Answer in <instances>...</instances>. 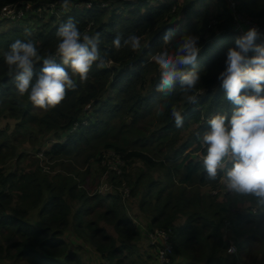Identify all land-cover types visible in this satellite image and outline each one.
<instances>
[{"label": "trees", "instance_id": "16d2710c", "mask_svg": "<svg viewBox=\"0 0 264 264\" xmlns=\"http://www.w3.org/2000/svg\"><path fill=\"white\" fill-rule=\"evenodd\" d=\"M18 1L0 0V9ZM23 1L31 4L33 10L48 4H55V9L53 13L43 15L44 20L29 14V19L24 21L27 28L15 22L0 33V103L9 104L2 108L0 117L5 116L8 124L13 122V132L1 133L7 126L0 129V134L6 135L0 144V264L6 260L10 264H90L82 262L77 252L82 250L80 244L71 247L66 241L70 229L75 238L99 254V264H159L156 247L141 245L140 229L125 213L121 195L117 192L98 193L99 180L95 185L90 183L93 186L91 190L96 188V192H89L86 179L90 177L92 168L96 170L99 156L101 159L113 148L106 144L107 147L95 152L109 133L112 121L128 123L129 118L138 121L158 108L159 131L172 132L171 151L173 156H179L189 142L182 143L177 150L173 148L182 130L194 126L192 133L197 140L210 130V125L202 118L216 114L231 117L236 106L224 99V90L217 79L225 68L227 49L235 47L234 41L238 38L232 31L231 10L224 8L216 16L217 25L208 30L202 24L207 15L202 0H189L182 9L175 5V0H164L157 6H149L145 0H70L68 8L62 7V0ZM240 10L249 19L264 24V0H243ZM69 17L78 22L82 35L99 34L101 54L114 66L111 69L100 68L94 63L86 80L80 81L73 76L76 89L68 91L55 108L37 117L32 114L28 95L21 96L15 89L4 53L16 39H22L33 41L42 57L55 54L58 27ZM179 17L184 21L178 20ZM33 19L36 28L29 30L31 25L28 21ZM170 29L175 31L176 38L183 35L199 38L201 51L195 67L188 66L189 71L195 70L200 75L199 92L194 89L192 93H183L179 79L175 81L174 92L170 96H163L157 89L159 72L149 58L164 46L163 34ZM129 34L141 37L139 49L133 51L123 45ZM117 36L121 37L119 49L113 47ZM168 48L171 50L170 46ZM41 67L42 61L37 62L35 71L38 73ZM150 74L152 78L147 80ZM147 86L149 92L141 95ZM106 92L111 94L100 102L99 98ZM187 95H196V102L189 103ZM87 105L95 108L91 115L83 112ZM173 107L182 112L184 125L181 128L175 126L171 115ZM33 134L38 140L45 136L48 140L40 141L39 147H34L33 151L18 152L19 138L28 142ZM50 140L53 143L49 144ZM95 142L98 144L94 145ZM113 149L124 155L126 167L131 161H141L144 165L146 171L142 170L133 177L134 186L147 178L153 167L163 168L162 160L152 159L142 151ZM30 157L34 160L29 161ZM75 157L83 158V163L82 166L74 163L73 170ZM26 162L27 166L23 167ZM179 163L175 167L180 174L177 180L169 167L171 164L165 170L167 183L181 186L178 192L169 191L159 180H152L138 201V208L150 232L156 229L168 235L172 246L168 264H244L248 254L241 248L243 243H246L247 250L257 242L264 248V237L248 235L243 230L256 221L264 225V212L256 198L231 192L226 186L222 190L216 186L220 180L206 179L202 160L193 161L185 155ZM32 165L36 168L32 169ZM57 167L61 171L53 172ZM98 169L104 172L97 166ZM132 173L126 171L123 174V180L131 191L128 179ZM109 180L115 187L119 186L115 177ZM208 185L211 186L210 191L218 192H207L206 195L187 193V188L198 186L205 189ZM102 201H106L107 206L94 219V207H102ZM245 204L249 207H243ZM35 210L40 228L28 217ZM103 221L113 226V233L99 225ZM229 244L236 245V255L227 254ZM157 246L162 247V243ZM181 258L188 262H180Z\"/></svg>", "mask_w": 264, "mask_h": 264}, {"label": "clouds", "instance_id": "9594fccd", "mask_svg": "<svg viewBox=\"0 0 264 264\" xmlns=\"http://www.w3.org/2000/svg\"><path fill=\"white\" fill-rule=\"evenodd\" d=\"M69 6L70 0H62V7ZM28 19L16 23H23ZM0 22L5 21L0 20ZM258 25L264 26V24ZM232 31L236 33L234 29ZM236 35L238 36L237 33ZM260 35L256 27H251L235 39V47L227 49L225 68L217 79L224 90V99L236 107L230 118L227 114L202 118V121H207L210 125V130L204 132L198 139L202 149L200 155L206 179L220 180L231 192L255 197L264 212V94H262L264 93V43L256 41ZM56 37L58 43L55 54L46 57L39 54L33 41L22 39H16L4 53V61L8 66L9 74L13 76L14 87L18 94L21 96L27 94L33 105L42 110L55 108L65 99L68 91L76 89L77 84L73 76L84 81L88 78L94 63L100 68L104 67L105 63H110L105 60L99 49V34L82 35L78 22L71 17L59 25ZM162 41L164 45L170 46L171 50L164 48L153 57L160 76L157 89L163 96H170L174 92L175 81L179 79L180 90L183 93H192L194 89L199 92L197 86L200 75L195 70L187 72L183 70L188 66L195 67L201 51L199 38L192 35L176 38L175 31L170 29L164 32ZM123 45L135 51L141 47V37L129 34L123 40ZM113 47L116 49L121 47L120 36L114 38ZM250 52L253 53L252 56H249ZM40 61L42 67L37 73L35 65ZM187 101L195 103L196 95H187ZM171 115L175 126L183 127L182 112L173 107ZM119 155L124 160L119 175L111 169L99 166L104 172L110 171L107 182H110L114 189L109 192H117L120 195L117 188L124 181L123 174L126 173L127 160L124 159V155ZM111 177L119 181L118 187L109 180ZM102 182L103 180L97 190L102 186ZM216 186L222 189L218 183ZM210 192L215 194L218 191ZM126 200H122L125 209L123 201ZM152 232H149V244ZM226 252L229 255H236V245L229 244Z\"/></svg>", "mask_w": 264, "mask_h": 264}, {"label": "rangeland", "instance_id": "374dc122", "mask_svg": "<svg viewBox=\"0 0 264 264\" xmlns=\"http://www.w3.org/2000/svg\"><path fill=\"white\" fill-rule=\"evenodd\" d=\"M161 1H164V0H147L146 4H148L149 6L150 5L151 6H157ZM175 1H176L175 5H178L179 8L182 9L184 7V5L186 4V2H188L189 0H175ZM214 1H215L214 2L215 6L213 3H210L207 6V8H206L207 15L205 18V22L202 23L203 25L205 24V26L208 30H213L214 27L217 25L216 24L217 23V19H216L217 17L216 16L214 17L215 9L222 11L224 8H227V9L230 8V6L227 3V0H214ZM234 1L236 2L238 13L241 14V16L243 18H245L246 20H249L251 22L258 23L254 20L249 19L247 17L246 13L243 10H240V5L243 2V0H234ZM197 4L200 6L199 2ZM198 9L199 8L196 7V10H198ZM49 13L50 12H48V11L46 12V14H48V15H49ZM31 14L33 15V13H31ZM179 16H181V12H180ZM41 17L43 20L46 19L42 14H41ZM213 18H215V19H213ZM33 21H34V19L32 20V22L30 20L28 21V25L29 26L31 25V28H28L29 30H33L36 28V22H33ZM15 24L16 23H14V22H8V21L0 22V33L2 31H4L5 29H8L9 27H12ZM19 24H21L24 28L28 27L27 22H23V23H19ZM258 24H260V23H258ZM209 25H210V27H209ZM164 48H168V46L164 45L160 51L154 53L152 56H150L149 59L154 62V60H153L154 55L161 52ZM148 76L149 77L147 78V80L152 78V74H150ZM148 92H149V90H148V86H147L144 91H141V95L147 94ZM110 94H109V92H106L103 97L101 96L99 98V101L100 102L104 101L105 98L108 97ZM8 106H9V104L0 103V111L2 110V108L5 109ZM141 106H142V104L140 105V110H141ZM94 110H95V108L92 105H87L86 107H84L83 112H85V115H89V114L91 115ZM31 111H32L33 115L38 117L39 115H41L46 110L39 109L36 106H34L32 103L31 104ZM158 114H159V109L154 108L150 115H148L147 117L142 118L138 121H135V119L132 121L130 120V123L129 122L127 123V121L126 122L125 121H117V120L112 121L110 124L109 133L106 135V138L103 139V141L99 145V148L95 149V152H96L99 149H101L102 147H107L106 144H108V145H111V147H113V148L122 149L125 152L133 151V150L142 151L145 154H147L148 156H150L152 159H159V160L163 161V168L153 167L151 170L148 171L147 178H143L141 180L140 184L137 186L136 185L134 186V183H133L134 178L133 177H137L142 170L146 171L144 165L140 163L141 161L140 162L131 161L129 166L126 167V171L127 172L133 171L134 176L132 173V175H130V179H128V181L131 182L130 186H132V191H131V196L129 194L128 199L126 201H123L124 205L126 206V209L125 208L124 209H125V213L130 214L132 217H134V219L136 221H137V218H139L141 216L142 222H145L143 219V216L141 214V211L138 208V201H137L136 197L141 196V195H138V193L142 194V192L145 190L146 186L152 180H159V181H161V183L166 185L165 188H167L169 191L178 192L180 187H181L179 184H172V183L168 184L166 181V177H165L166 167H168L171 164L169 167H171L173 169L174 177H175L174 179L177 180L180 177V174H179V172H177L175 170V167L180 164L179 162L184 158V156L188 155V158H191L193 161H197V159L199 158V155L202 153V149L199 146V139L196 140L193 137L192 132H193L194 126H191L187 130L181 131V134L179 136L177 143L173 146V148L177 150V149H179V147L182 146L181 145L182 143L189 140V142H187V144H186V149H184L183 153L180 154L179 156H173V152L171 151L172 148L170 146V140L172 139V132H160L159 131L161 126L158 124V121H157ZM8 122H9V120L5 116L0 117V129H4L7 126L4 129V131L1 133H11V131L13 130V122H10L9 124H8ZM83 123H86V120ZM119 127L121 128V130H118ZM0 136L2 138V139L0 138V144H2V141L5 139L6 135L0 134ZM47 140H48L47 136L41 137L38 140V138H36L34 134L28 138V142H26L25 140H23L20 137L19 143L17 144L18 145L17 150H18V152H20V151H26V152L27 151H33L36 149L34 147H39L40 141L45 142ZM55 140L56 139H54V141ZM48 143L51 144L53 142L50 140V141H48ZM95 144L97 145L98 143L95 142L94 145ZM113 148H110V149L116 151ZM92 150L93 149L90 148V151H92ZM116 152L120 154L119 151H116ZM98 156L96 157V160H97ZM33 160H34V158H32V157L29 158V161H33ZM74 163L77 164L78 166H82L83 158L75 157V159H73V170H74ZM22 166L26 167L27 162ZM32 166H33L32 169L36 168V165H32ZM97 166L100 167L98 164V160L96 163V170H95V168H92V170L90 171V173H91L90 177L88 179H86V183H87L86 185H87V188L89 189V192H96V188L94 190H91V188H93V186H91L90 183L95 185L96 182L99 180L98 181V185H99L101 183V181L103 180V182L101 184L102 186L99 187L97 192L101 193L103 195L108 194V193H112L113 191L112 192H109V191L113 190L114 187L111 185L110 182H107L108 181L107 176L109 175L110 171L106 170L105 172H101L99 169L97 170ZM40 169H43V168L41 167ZM60 171H61L60 167H57V168H55V170L53 172H60ZM141 184H143V185H141ZM109 185H111V187H109ZM210 188H211L210 185H208L205 189H203V187L194 186L192 188H187V193L189 195H193L196 192H199L202 195H206L207 192L210 193ZM222 189L224 190L225 188H222ZM101 197L103 198V196H101ZM100 204L102 207H99V206L94 207V211H93L94 212V214H93L94 219H96V217L104 210L105 206L107 205L106 201L105 202L102 201V202H100ZM243 207H249V205L245 204ZM73 211H74V206H73ZM99 225L102 228H104L108 233L114 232L113 226L104 222V221L99 222ZM243 230H245V232L248 235L252 233V234H257V235H260L261 237H264V225L261 223L258 224L257 221H256V223L246 225L243 228ZM1 239H2V236H1L0 240ZM69 240H74V238L72 236H70V237L68 236L67 241H69ZM2 242L4 243L5 241L2 240ZM78 243H80V242H78ZM71 247H73V246H71ZM84 248H85V250H77V252H81L83 257H87V259L89 261H91V259H92L91 253L94 250L87 245H84ZM241 248L244 252L246 251L248 254L245 261L243 262L244 264H264V260H263L264 259V248L262 246H260L258 242L252 243L250 245V248H249L250 250H247L246 243H243ZM157 262L160 264V262L158 260H157ZM180 262L187 263L188 260L181 258Z\"/></svg>", "mask_w": 264, "mask_h": 264}, {"label": "built area", "instance_id": "2783aa9c", "mask_svg": "<svg viewBox=\"0 0 264 264\" xmlns=\"http://www.w3.org/2000/svg\"><path fill=\"white\" fill-rule=\"evenodd\" d=\"M227 3L230 6L229 9L231 10L233 29L238 34V36L242 35V33L247 31L249 28L256 27L261 34L260 38L257 39L256 41H260L261 43H264V26H260L256 23H253L243 18L241 14L238 13L237 5L234 0H227ZM54 9H55V4H48L43 7H38L36 10H33V6L31 4L27 3L26 1L19 0L18 2L9 3L0 9V20L8 21V22H19L24 19H27L28 15L31 13H33V15H36V17L40 18L41 14L48 15L46 14L47 11L53 13ZM174 10L175 7H173V11ZM156 66L158 68V65ZM105 67L111 68L112 62L110 61V63H106ZM99 163L100 165L106 167L107 169L113 170L116 174L119 175L121 173V167L124 165V160L118 153H116L113 150H109L102 155L101 159L99 156ZM109 187H111V185H109ZM117 190L119 191L122 200H126L129 197L130 189L124 181L117 188ZM159 243H162V247L157 246ZM150 245L156 247L157 257L160 264H168L172 253V246L168 241L167 233L161 230H154L150 234Z\"/></svg>", "mask_w": 264, "mask_h": 264}, {"label": "crops", "instance_id": "0c3cea01", "mask_svg": "<svg viewBox=\"0 0 264 264\" xmlns=\"http://www.w3.org/2000/svg\"><path fill=\"white\" fill-rule=\"evenodd\" d=\"M199 2V1H198ZM202 2V4L203 5H205L206 6V8H207V6L210 4V3H213L214 4V0H202L201 1ZM214 6H215V4H214ZM221 13V11H219L218 9H215V13H214V17L215 16H217L218 14H220ZM213 19H215V18H213ZM178 20H183L182 19V17H179L178 18ZM184 21V20H183ZM253 55V53H249V56H252ZM185 72H187V71H189V68L187 67V68H184L183 69ZM199 160H201V156L199 155V158H198ZM141 185H143V184H141ZM218 185L219 186H221V187H224L225 186V184L222 182V181H219V183H218ZM138 195H140V193H138ZM139 197L140 196H137L136 198H137V201H139ZM105 202V201H104ZM107 203V202H106ZM107 206V205H106ZM106 206H105V208H106ZM73 211V210H72ZM139 213V212H138ZM140 214V213H139ZM131 219H132V221L139 227V229H140V232H141V235H142V239H141V241L142 242H140L141 243V245L143 244V245H146V244H149V232H150V228H149V226L145 223V222H142V218H141V216L139 217V218H137V221L134 219V217H132L130 214H127ZM29 220L31 221V223H33L36 227H41V223H40V221L38 220V217H37V211L35 210V211H31L30 213H29ZM69 231V233L67 234V236H66V241H67V237L69 236H72L73 238H74V240H69V241H67L69 244H71V246L73 245V247L74 246H76V245H78V244H80L81 245V247H82V250H85V248H84V242H82L80 239H78V238H75L74 236H73V234H71V231H72V229H70V230H68ZM78 242H80V243H78ZM83 243V244H82ZM87 245V244H86ZM78 254L80 255V257H81V260H82V262L83 263H85V261L86 262H89L90 264H99L100 263V256H99V254L98 253H96L95 251H93L92 253H91V256H92V259H91V261H89L88 259H87V257H83L82 256V254H81V252H78ZM4 264H10V262L8 261V260H6V261H4Z\"/></svg>", "mask_w": 264, "mask_h": 264}, {"label": "water", "instance_id": "95a60500", "mask_svg": "<svg viewBox=\"0 0 264 264\" xmlns=\"http://www.w3.org/2000/svg\"><path fill=\"white\" fill-rule=\"evenodd\" d=\"M130 120V119H129Z\"/></svg>", "mask_w": 264, "mask_h": 264}]
</instances>
